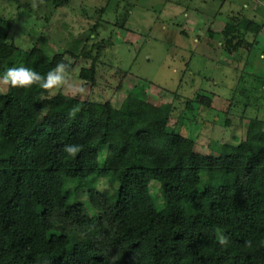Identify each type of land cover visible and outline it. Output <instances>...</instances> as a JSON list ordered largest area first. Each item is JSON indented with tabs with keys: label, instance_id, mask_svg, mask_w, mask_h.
<instances>
[{
	"label": "trees",
	"instance_id": "1",
	"mask_svg": "<svg viewBox=\"0 0 264 264\" xmlns=\"http://www.w3.org/2000/svg\"><path fill=\"white\" fill-rule=\"evenodd\" d=\"M128 16L127 5L116 26L123 29ZM244 21L254 35L248 50L263 28L232 17L221 32L229 53L243 44L234 40ZM11 29L0 16V75L18 51L8 42ZM96 41L78 55L49 56L36 45L21 66L45 75L64 62L70 74L87 59L78 76L93 85L108 45ZM151 87L137 81L118 107L60 92L46 97L39 84H8L0 93V264H264V124L244 119L236 153L202 155L170 125L165 91ZM194 102L207 108L211 99L197 95ZM67 145L80 150L69 154ZM152 181L162 209L150 194ZM80 197L93 215L76 208Z\"/></svg>",
	"mask_w": 264,
	"mask_h": 264
},
{
	"label": "rangeland",
	"instance_id": "2",
	"mask_svg": "<svg viewBox=\"0 0 264 264\" xmlns=\"http://www.w3.org/2000/svg\"><path fill=\"white\" fill-rule=\"evenodd\" d=\"M67 1L55 7L54 0H0V16L12 25L8 42L18 49L5 72L21 66L24 53L36 45L49 56L64 51L78 55L84 46L104 39L108 45L101 50L94 84L79 78V70L90 65V60L80 58L64 84L49 88L46 97L60 92L118 107L127 89L137 81L148 82L151 93L165 91L164 101L173 107L170 125L176 133L194 139L195 150L202 155L236 153L245 135L243 120L256 118L264 124V2ZM18 3L28 7L18 9ZM127 5L129 16L122 29L116 21ZM238 14L263 28L248 50L246 44L254 35L245 31L247 21L242 22L234 43L243 44L229 53L221 47V32ZM7 85L0 80V93ZM197 95L210 98V107L194 102ZM150 194L162 209L155 181L150 183ZM75 206L84 215L94 214L86 198L75 199Z\"/></svg>",
	"mask_w": 264,
	"mask_h": 264
},
{
	"label": "clouds",
	"instance_id": "3",
	"mask_svg": "<svg viewBox=\"0 0 264 264\" xmlns=\"http://www.w3.org/2000/svg\"><path fill=\"white\" fill-rule=\"evenodd\" d=\"M69 65L60 62L53 69L48 71L45 75L25 67H9L6 72L0 75V80L9 84L12 87H31L34 84H39L42 88L49 89L59 87L64 84ZM82 92L83 89H80ZM80 150L79 145H67L65 151L69 154L75 155ZM107 183L101 184V188H106ZM219 242L224 245L229 242V238L220 234Z\"/></svg>",
	"mask_w": 264,
	"mask_h": 264
},
{
	"label": "crops",
	"instance_id": "4",
	"mask_svg": "<svg viewBox=\"0 0 264 264\" xmlns=\"http://www.w3.org/2000/svg\"><path fill=\"white\" fill-rule=\"evenodd\" d=\"M260 1L264 2V0H260ZM261 31H262V30H261ZM261 31H260V32H261ZM213 32H214V31H213Z\"/></svg>",
	"mask_w": 264,
	"mask_h": 264
}]
</instances>
